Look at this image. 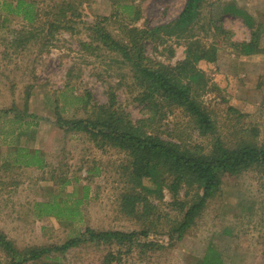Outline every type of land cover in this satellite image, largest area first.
Masks as SVG:
<instances>
[{
  "label": "rangeland",
  "instance_id": "obj_1",
  "mask_svg": "<svg viewBox=\"0 0 264 264\" xmlns=\"http://www.w3.org/2000/svg\"><path fill=\"white\" fill-rule=\"evenodd\" d=\"M4 1L14 9L18 0H0V229L19 251L60 245L86 227L149 229L131 246L84 241L26 264H203L212 256L218 264H264V165L219 172L216 193L169 242L201 185L183 182L174 195L170 176L138 182L126 151L57 122L112 104L146 133L195 154L211 155L216 140L229 148L264 145V0H202L185 32L147 35L137 31L170 22L186 0H24L30 19ZM228 5L252 17L257 50H245L252 29ZM100 31L127 47L136 36L147 64L173 68L174 81L189 84L213 128L202 132L192 113L158 92L141 100L144 87L132 64L104 45ZM183 61L186 71L178 72ZM18 149L37 150L43 166L21 164ZM129 195L147 200L143 217L126 212ZM78 199V219L40 214L42 202ZM0 259L8 264L10 256L0 249Z\"/></svg>",
  "mask_w": 264,
  "mask_h": 264
},
{
  "label": "trees",
  "instance_id": "obj_2",
  "mask_svg": "<svg viewBox=\"0 0 264 264\" xmlns=\"http://www.w3.org/2000/svg\"><path fill=\"white\" fill-rule=\"evenodd\" d=\"M201 3L202 0H186L183 9L176 18L151 29H140L137 31V35H147L154 31H164L170 34L185 32L198 16ZM3 5H8V9L12 11V3L4 1ZM29 7L30 5L26 1L18 0L15 10H13L16 13H22L24 18L30 19L32 13ZM226 11L243 17V21L252 29V39L248 42L245 50L247 52L257 50L256 45L259 44V37L257 30L254 29L255 25H253L252 17L246 14L243 9L234 5H228ZM99 35L104 45L110 49L119 50L132 64L136 72V78L144 87L141 100L151 99L153 92H158L161 96L169 98L172 102L182 106L188 113H192L197 122H199L202 132L213 128L209 115L203 111L198 102L191 96L189 84H182L176 79L174 81L172 77L173 68L155 67L149 62L147 64L140 50L142 44H137L139 41L137 42L136 36L133 39V45L127 47L115 41L107 33L100 31ZM203 54L205 53L201 52L195 55L194 58ZM188 63V61L180 62L181 66L177 68L178 72L186 71L185 67ZM111 105H98L94 107L92 115L87 117L65 120L59 118L57 122L65 130L84 131L93 137L100 146L110 145L126 151L131 159V174L134 180L138 182H141L144 178H149L160 184L165 178L170 176V188L174 195L178 193V189L183 182L195 181L201 185L202 194L186 208L181 221L168 232L169 242L182 237L185 230L195 222L203 211L207 199L216 193L220 184L219 172L231 175L253 164L264 165V145L256 146L253 143H249L242 144L236 148H229L220 140H216V147L211 155L195 154L190 149L181 150L175 142L164 140L158 135L146 133L141 125L136 126L131 119L127 118L124 112L113 109ZM11 110L13 109H7L4 112ZM17 151L18 159L16 160H20L21 164L26 166L34 165L38 168L43 166V156L39 155L37 150L18 149ZM136 196L129 195L124 198L125 204L128 206L126 212L135 217H143L149 208V204L146 199H144L146 201L145 205L141 204V198L139 195ZM135 199H137L136 205L134 203ZM79 201L80 199L73 204L67 203V201L42 202L40 214L44 211L62 221L78 219L81 215L76 208ZM148 234L149 229L147 228H143L140 231L120 229L96 231L86 227L83 232L68 237L60 245L33 246L19 251L0 229V249L9 254L8 264H26L29 260H37L42 256L47 257L51 252L65 251L69 247L78 246L84 241L131 246L140 236L147 237ZM111 255L112 253H108V260L112 258ZM203 264H218V261L217 258L212 256L210 261L207 263L203 262Z\"/></svg>",
  "mask_w": 264,
  "mask_h": 264
}]
</instances>
